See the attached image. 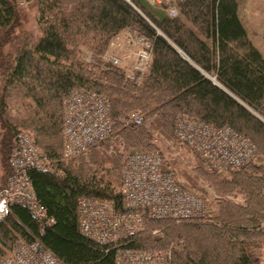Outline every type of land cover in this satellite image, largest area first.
<instances>
[{
	"label": "trees",
	"instance_id": "obj_1",
	"mask_svg": "<svg viewBox=\"0 0 264 264\" xmlns=\"http://www.w3.org/2000/svg\"><path fill=\"white\" fill-rule=\"evenodd\" d=\"M24 1L37 8L41 35L35 40L13 34L20 22L19 0H0L3 145L10 154L16 134L25 133L43 150L51 170L28 171L44 210L42 226L24 205L1 207L0 256L8 255L17 240H38L63 264H114L117 248L146 249L152 241L150 229L164 226L165 236L152 239L160 248H168L172 240L179 243L170 248L171 264H260L264 239V167L260 164L236 170L230 178L209 172L203 164L197 166V174L219 195L214 215L178 222L144 217L143 229L133 237L101 245L80 233L77 200L82 196L112 199L123 210L118 159H110L111 166L100 173L99 164L109 158L93 151L90 172L85 174L82 165L64 163L62 158V98L74 88L105 94L113 127L123 114L142 109L154 115V126L171 137L182 112L230 126L249 137L258 155L264 156V55L249 37L238 1L176 0L174 17L167 6L156 5L160 6L156 9L145 0ZM130 27L152 42L151 64L139 85L126 80L116 67L100 68L110 39ZM7 43L13 49L6 52ZM83 47L96 55L92 66L77 57ZM12 91L21 96L28 113L15 122L6 118ZM130 126L133 129L119 132L131 139V145L143 147L142 151L158 150L149 130ZM6 164L7 178L11 170L8 160ZM191 184L198 185L193 180ZM231 191L244 201L230 198Z\"/></svg>",
	"mask_w": 264,
	"mask_h": 264
},
{
	"label": "built area",
	"instance_id": "obj_2",
	"mask_svg": "<svg viewBox=\"0 0 264 264\" xmlns=\"http://www.w3.org/2000/svg\"><path fill=\"white\" fill-rule=\"evenodd\" d=\"M147 1L151 5H166L170 16L177 14L173 4L176 0ZM122 36L127 45H134V39L137 42L135 58L124 77L139 85L151 64L152 42L131 27L124 29L119 38ZM108 55L114 66L123 62L122 56ZM62 104L63 159L85 154L114 135L109 98L105 94L73 89L64 96ZM121 122L124 126L140 125L143 114L131 111ZM173 133L178 143L196 155L209 172L227 175L258 159L257 148L249 137L228 125L219 126L180 112ZM9 167L6 186L0 190V210L4 204L24 205L42 226L44 210L35 197L28 171L31 168L50 171L48 158L28 135L19 132L9 154ZM120 173L123 210H118L112 199L82 196L77 200L78 229L98 244H119L133 237L143 229L144 217L178 222L211 215L206 198L178 181L159 150L127 153ZM0 264L63 263L38 240L29 243L17 240L10 254L0 256ZM114 264H171V250L119 247L115 250Z\"/></svg>",
	"mask_w": 264,
	"mask_h": 264
},
{
	"label": "rangeland",
	"instance_id": "obj_3",
	"mask_svg": "<svg viewBox=\"0 0 264 264\" xmlns=\"http://www.w3.org/2000/svg\"><path fill=\"white\" fill-rule=\"evenodd\" d=\"M238 2H239V14L243 21V24L248 30L249 37L251 38L253 43L257 45L259 50L264 54V0H238ZM19 5L21 9L20 22H19V26L14 30L13 34L19 37L29 36L30 39H34V40L39 38L41 35V32L39 29V25L37 23V8L35 4H33V2H26L24 0H19ZM160 6L164 7V5H160ZM160 6H153V7L156 9H159ZM158 32L161 34V31H158ZM134 42H135L134 45L132 44L126 45L125 41L123 40V36L120 38L118 36V37H113L112 39H110L108 43V49H109L108 56H110V54H111V57H113V55L118 56V55L123 54V57H124L123 64H121L120 66H112L110 62L107 60V57L105 58L102 57L100 68L105 69V68H109L112 66V67H116L117 69L121 68L124 70V67L127 62L126 61L127 56H132V61L130 60L131 61L130 64H132L135 58L136 49H137L136 47L137 42L135 39H134ZM12 49H13V45L11 43H7L3 47V50L6 52L11 51ZM119 51H123V52H119ZM77 57L87 67L92 66L94 63H96V55L94 54L93 49L88 48V47L81 48L79 50V53L77 54ZM10 94L11 95L7 99L8 106L6 107V110H7L6 118L7 119L9 118L11 122H15L16 120H20L24 118L25 116H27L28 113H27V108L24 106V101L21 98V96L19 97V95H17L16 93H13V91ZM134 110H139L142 112L143 122L138 127L150 131L152 135V141L156 145V148L154 149L160 150V152L162 153L164 157L165 165L174 172L178 181L190 187L191 186L195 187L196 191H198L201 195H203L206 198L209 209L211 210L212 215H214L219 195H217L214 192V188L211 183L204 180L203 177H200L197 174L198 172L197 166L202 164L200 160L198 159V157L190 153L185 147L180 145L178 141H176L174 136L170 135L171 137H166L164 132H161L159 128H156L154 126V115H148L142 109H133L131 111H134ZM127 114L128 113L123 114L121 117H119L120 121ZM2 118H1L2 120H0V190L4 189L7 183V178H6L7 160L9 164V152L7 153L6 146L5 144L3 145V139L6 134V128L3 127V123L5 124L4 115H2ZM130 125L132 124L124 126L122 125V122H120L119 125L114 127L115 132H114V135L110 139L106 140L104 143L92 148L91 150L83 154L82 156L80 155L79 157L73 160L64 159L63 160L64 163L74 161V165L76 167L79 165H80L79 167L83 166L82 169L84 170L85 168V172L86 170H89L90 172V163H91L90 153L93 151H96L103 155H106V158H109L108 159L109 161L107 160V162H101L102 164H99L100 165L99 168H102L100 170V173H102V170L105 169V167L111 166L110 159L113 160L114 158H117L119 162L118 171L120 174L122 161L124 160L125 155L131 151H137V150L142 151L143 150V147L131 145V139L126 137L123 133L121 134V132H119L120 129L122 128H132L133 129L134 126H130ZM173 130H174V125H173ZM173 130H172V135H174ZM127 141H129V144L127 143ZM61 145H62V140H61ZM40 152H43V150L40 149ZM254 164H260L262 167H264V156H262L259 153L258 159L256 163ZM232 172H230L227 175H223V177L230 178ZM85 174H87V172ZM194 177L196 178V180ZM192 180L196 181L198 185L196 186L192 185L191 184ZM229 196L230 198L234 199L238 203L240 202L242 203L244 201L243 196L237 192L231 191L229 193ZM149 232H150L149 233L150 239L152 241L149 244L150 246L146 247V249L165 250V249H170L171 247L172 248L176 247L177 244H179L177 243L176 240H172L168 244V248H160L157 246L158 245L157 243L159 242L158 241L154 242L153 239H160L165 236L164 226L152 228L150 229ZM260 246L262 247L261 248L262 262L260 264H264V239L261 241Z\"/></svg>",
	"mask_w": 264,
	"mask_h": 264
},
{
	"label": "crops",
	"instance_id": "obj_4",
	"mask_svg": "<svg viewBox=\"0 0 264 264\" xmlns=\"http://www.w3.org/2000/svg\"><path fill=\"white\" fill-rule=\"evenodd\" d=\"M238 1V0H237ZM238 6H239V2H238ZM239 16H240V14H239ZM241 18V17H240ZM242 20V19H241ZM243 22V21H242ZM256 45V44H255ZM257 46V45H256ZM119 52H123V51H119ZM264 55V54H263ZM132 61V56H127V58H126V67L128 68V66L130 65V63H131V61Z\"/></svg>",
	"mask_w": 264,
	"mask_h": 264
}]
</instances>
